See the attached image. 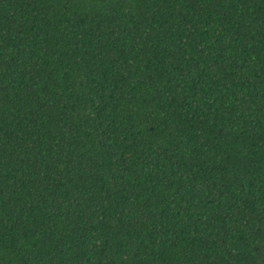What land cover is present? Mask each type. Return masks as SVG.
I'll return each instance as SVG.
<instances>
[{
  "label": "trees",
  "instance_id": "1",
  "mask_svg": "<svg viewBox=\"0 0 264 264\" xmlns=\"http://www.w3.org/2000/svg\"><path fill=\"white\" fill-rule=\"evenodd\" d=\"M264 0H0V264H263Z\"/></svg>",
  "mask_w": 264,
  "mask_h": 264
},
{
  "label": "water",
  "instance_id": "2",
  "mask_svg": "<svg viewBox=\"0 0 264 264\" xmlns=\"http://www.w3.org/2000/svg\"><path fill=\"white\" fill-rule=\"evenodd\" d=\"M262 263L264 264V259H262Z\"/></svg>",
  "mask_w": 264,
  "mask_h": 264
}]
</instances>
